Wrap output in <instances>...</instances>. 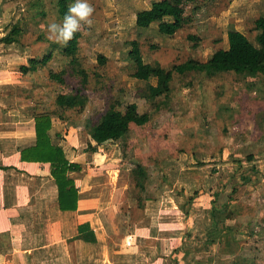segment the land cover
<instances>
[{
  "label": "rangeland",
  "instance_id": "rangeland-1",
  "mask_svg": "<svg viewBox=\"0 0 264 264\" xmlns=\"http://www.w3.org/2000/svg\"><path fill=\"white\" fill-rule=\"evenodd\" d=\"M154 1L160 0H88L94 9L92 24L80 29L77 54L89 76L81 91L88 103L84 108L60 109L57 95L82 86L73 75L71 59L61 53L65 45L47 38V24L63 20L57 0H0V38L13 26L22 29L18 43L0 45V74L13 73L19 63L28 65L30 58L52 52V60L24 83L28 87L22 97L31 103L26 111L50 115L60 130L58 137L73 132L82 166L96 170L94 186L110 193V203L120 207L121 232L129 231V219L140 220L146 201H154L157 208L168 205L187 216L193 213L198 228L184 224L182 241L187 245L186 238L193 247L198 243L205 248V234L213 226L212 201L211 209L205 210L208 197L196 198L201 192L202 198L221 194L218 205L225 197L229 203L218 218L226 217L234 231L216 235L215 245L203 255L213 257L214 264H264V75L223 73L207 78L174 72L169 97L152 103L145 98V89L156 80L135 79V65L128 56L131 42L138 41L145 63L172 69L189 60L206 62L218 49H227L230 30L255 42L254 22L264 16V0H197L186 7L190 23L172 37L160 34L158 24L148 29L135 25L137 12L149 9ZM11 52L20 59L9 56ZM100 56L105 64L99 63ZM51 72L62 73L65 82L51 80ZM131 103L140 113H148L149 122L131 125L123 140L101 146L98 154L84 153L91 142L90 130L105 112L113 106L123 111ZM138 165L147 173L143 188L132 173ZM173 231L176 236L181 233L177 227ZM179 239L175 237V242Z\"/></svg>",
  "mask_w": 264,
  "mask_h": 264
},
{
  "label": "crops",
  "instance_id": "crops-1",
  "mask_svg": "<svg viewBox=\"0 0 264 264\" xmlns=\"http://www.w3.org/2000/svg\"><path fill=\"white\" fill-rule=\"evenodd\" d=\"M9 56L20 59L13 52ZM24 65L27 64L19 63L13 73L8 70L0 74V264H172V259L177 264H214L213 257L209 259L203 254L216 242L204 245L206 251L198 246L184 258V224L192 229L197 221L193 213L189 212L188 217L176 207L157 208L154 201H146L140 220L129 219L126 225L129 231L121 232L120 207L110 203V193L94 186L92 171L96 170L82 166L80 152L77 155L75 152L79 142L73 132L58 137L60 130L55 129L53 121L50 131L53 143L64 149L70 162L83 168L82 172L70 174L79 189L77 210L60 209L51 165L21 160V152L36 144V114L27 113L31 103L28 97H22L28 87L24 83L31 75L20 72ZM90 141L96 145L91 138ZM99 151L101 146L95 154ZM202 195L201 192L196 200L208 197L203 209H211L214 194H205L203 198ZM220 199L221 194L215 206L221 207L228 201L225 197L218 205ZM200 206L194 204L195 208ZM173 227L181 229L178 236L174 235ZM92 231L96 237L94 243L84 239ZM175 237L180 241L175 242ZM184 241L188 245L192 243L186 238Z\"/></svg>",
  "mask_w": 264,
  "mask_h": 264
},
{
  "label": "trees",
  "instance_id": "trees-1",
  "mask_svg": "<svg viewBox=\"0 0 264 264\" xmlns=\"http://www.w3.org/2000/svg\"><path fill=\"white\" fill-rule=\"evenodd\" d=\"M196 1H154L149 9L137 12L135 25L139 29H148L154 24H158L160 34L172 37L190 23L189 16L186 14V7L194 4ZM73 2L74 0H57L58 13L62 19L67 12L68 6ZM254 24L256 31L255 42L250 41L238 30H230L227 34V49H218L206 62L189 60L172 69H165L158 62L145 63L140 43L133 41L131 42V50L128 54L130 60L135 65L133 77L146 82L152 79L156 80L155 85L148 84L145 89V98L154 103L157 99L168 98L171 94V83L174 72L179 74L195 72L207 78H213L223 73H233L239 76L253 78L258 75H264V16L258 17ZM21 33L22 29L18 25L13 26L5 36L0 38V45L18 43ZM81 38L82 32L78 31L74 34L72 41L65 45L61 51L63 56L71 59L70 66L73 75L80 79L82 89L70 94L57 95L55 104L60 109L84 108L88 103L87 97L81 91L87 87L89 76L81 68L77 58ZM52 58V52L43 58H30L28 65L20 67V72L23 74L37 73ZM105 62L106 59L100 56L99 63L105 64ZM49 77L59 84L65 82L62 73L51 72ZM34 120L36 144L21 152V160L23 162L49 163L51 165V176L59 191L60 209L62 211H75L78 208L79 189L70 174L82 172L83 168L79 164L70 162L66 157L64 149L60 145L53 143L50 135L53 120L50 115L36 114ZM149 120L148 113H140L139 107L135 103L127 104L123 111L116 109L115 106L111 107L90 130V137L96 145L90 143L86 152L95 153L99 146L123 140L128 135L131 125L144 126ZM252 159L249 158L248 161H252ZM132 173L139 180L138 186L143 188L141 180L146 177V170L141 165H138L132 170ZM218 196L219 194H215V199L212 201L211 215L213 218V226L205 234V240L203 242L205 245L214 243V237L223 231H234L232 226L225 223L226 217L218 218L220 214H224L225 209L227 210L229 203L227 201L221 207L215 206ZM188 201H192V198H189ZM81 231L82 227L80 228ZM84 239L92 243L96 242L93 231L90 237L85 236ZM198 246H200L198 243L194 247L192 244H185L184 258L186 259Z\"/></svg>",
  "mask_w": 264,
  "mask_h": 264
},
{
  "label": "clouds",
  "instance_id": "clouds-1",
  "mask_svg": "<svg viewBox=\"0 0 264 264\" xmlns=\"http://www.w3.org/2000/svg\"><path fill=\"white\" fill-rule=\"evenodd\" d=\"M93 12L94 9L88 0H74L68 6L62 22L52 21L47 24V38L57 44L67 45L83 25L92 24Z\"/></svg>",
  "mask_w": 264,
  "mask_h": 264
}]
</instances>
